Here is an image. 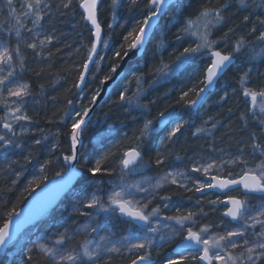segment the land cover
<instances>
[{
    "label": "trees",
    "instance_id": "1",
    "mask_svg": "<svg viewBox=\"0 0 264 264\" xmlns=\"http://www.w3.org/2000/svg\"><path fill=\"white\" fill-rule=\"evenodd\" d=\"M27 2L28 0H12L10 9L7 0H0V45L10 49L19 47L24 66L21 69L19 61L14 59L16 77L13 83H27L30 92V95L24 97L25 103L22 105V114L29 116L30 120L14 121L8 109L0 103V135L21 145L20 148H0V227L8 221V214L17 211L35 190L59 177L57 172L61 175L65 173L67 164L64 163L63 157L69 155L68 137L71 124L76 119L75 112L87 108L100 83L106 77H111L113 65L118 66L125 56L124 53L129 51L130 41H126L125 37L129 32L138 31L140 23L149 13V0H136L135 3L132 0H118L115 14L112 0H100L97 19L103 38L108 40L109 46L104 47L102 44L99 56L101 53L103 55L99 65H93L89 73L93 80L87 82L82 93H79L76 85L87 61L93 37L80 12L78 0H73L69 8L62 7V3L67 0H45L49 8L43 10L47 15L39 28H33L34 17L26 14L24 5ZM223 3L229 5L227 10L223 11L224 23L213 31L210 38L219 40L218 34L227 33L230 28L229 19L231 15H235L239 21L236 29L233 28L234 32H228V39L233 38L238 29V33H242L235 38L243 37L247 44L256 41V33L242 35L247 29L244 30L241 19L248 17L250 12L243 11L236 0H179L160 20L143 57L128 64L111 93L94 113L91 123L82 135L78 161L82 177L71 193L83 188L85 182L99 180L104 184L106 180L120 176L122 153L137 144H140L141 164H146L153 170H165L179 165L193 154L215 156L244 152L257 157L259 152H254L251 146L253 136L255 142L264 149L262 125L257 115L254 117L248 112L250 103L243 97L239 84L240 75L249 71L247 87L255 90L264 84V57L259 60L238 59L223 77L221 84L207 96L194 113L187 109L188 101L195 97V92L189 89L195 87L198 90L202 86L209 60L197 58L185 64L176 75L161 83H153L158 78L155 72L157 67L162 63L174 66L179 62L176 57L185 47L195 46V41L184 37L181 32L185 21L188 18L194 19L202 8H216ZM12 10L15 17L9 14ZM248 20L253 21L249 17ZM21 24L24 27L20 28L21 37L17 38L15 30ZM29 28H33V31L29 32ZM35 33L40 35L36 36ZM48 35L53 37L52 43L37 56L36 51H41L39 40ZM177 36H182V39L177 40ZM30 43L38 45L36 51L27 47ZM117 53L120 55L117 56ZM137 77L141 78L139 86ZM3 91L6 97L7 89ZM121 92L126 97L125 101L120 100ZM183 92H189V95L181 100ZM222 96L225 97L223 100L220 99ZM129 97L133 98L131 105L127 102ZM70 100L71 105L68 103ZM15 106L10 103V107ZM66 110L73 112L72 119L65 117ZM242 114L247 117L246 120L241 119ZM5 117L7 122L12 124L15 136L3 128ZM166 117L175 118L177 123H184L183 128L172 140L165 139L162 144L161 133L158 131H151L143 141L136 140L146 121H152L154 128L160 119ZM205 121L207 123H204ZM213 123L217 125L214 129ZM198 128H204L205 132H196ZM23 129L26 131H22ZM194 132L196 135H193ZM36 140L41 143L36 144ZM55 142L57 147L51 150ZM105 153H109V156L102 167L111 172V175L103 173L95 178L90 177L87 169L94 166ZM158 154L164 161L159 166L155 163ZM233 176L236 177V174ZM71 193L48 218L37 225L36 233L41 230L49 233H69L81 223L78 215L67 212ZM163 196L170 197V200L165 202L174 205L178 212L195 213L194 218L205 216V212L209 211L207 205L210 202L202 201L196 205L191 203V198L196 197L194 193L168 189ZM183 201L186 202L185 205H181ZM112 227L119 231L125 228V224L117 221ZM34 235L35 233L33 237ZM157 253L156 264H165L168 258L173 257L170 247H164ZM127 262L128 259H123L107 264ZM0 264H50V261L27 241L10 248L0 258ZM187 264L193 262L188 261Z\"/></svg>",
    "mask_w": 264,
    "mask_h": 264
},
{
    "label": "snow or ice",
    "instance_id": "2",
    "mask_svg": "<svg viewBox=\"0 0 264 264\" xmlns=\"http://www.w3.org/2000/svg\"><path fill=\"white\" fill-rule=\"evenodd\" d=\"M73 0H67V2L62 3L63 8H69ZM133 3L136 0H132ZM79 7L83 9L84 19L90 22L95 29L93 35L95 37L91 48L88 50L87 61L84 63V71H89V63L95 62L94 55H99L97 44L101 43L104 47H108V40L104 39L101 35V26L97 19L98 5L100 0H78ZM167 3V0H149V13L144 17L143 22L140 23L138 31L129 32L125 37L126 41H130L128 44L129 49H138L145 42L146 38V28L149 26L150 21L153 17H156L161 11L163 6ZM236 3L241 7H247L246 0H236ZM118 0H112L113 13L115 14V9L117 7ZM7 5L12 8V0H7ZM27 9L26 14H31L34 18L32 19L33 28L42 27L41 21L44 19L46 12L44 9L49 8V4L45 0H28L24 5ZM227 3L220 4L216 8H202L196 17L188 18L185 21V26L181 29L184 37H193L195 39V46H188L183 49V51L176 57L179 63L175 66H170L168 64H161V66L155 69L158 77L161 79H166L171 74L179 71L181 67L185 64L190 63L199 58H205L210 60L204 71V78L202 81V87L199 89H189V91H194L196 99L189 100L188 103L191 106H195L201 97V94L206 92L211 88L220 78L222 73L230 66L233 62L234 54L239 53L245 46V41L243 37L237 40L234 44L232 52L224 54L222 51L218 50V45L220 41L213 40L212 36L213 29L219 27L224 23L223 11L228 8ZM257 7H264V0ZM151 9H155L152 11ZM11 16L15 17L14 10L9 13ZM244 19L247 21L248 17L245 16ZM18 22V21H17ZM261 24L264 25V20H261ZM24 25H19L15 30V36L17 38L21 37L20 28ZM111 27V25L109 26ZM33 28L27 29L29 32L33 31ZM255 27L252 31H255ZM233 29H229L232 32ZM39 36V33H35ZM228 33H225L227 37ZM182 39V36H177V40ZM258 40L264 42V32H261L258 36ZM53 41L51 35L45 36L43 39L39 40V49L41 51H36L38 45L36 43H30L27 45L28 48L36 51V55L40 56L44 48H47L49 44ZM261 51L252 50L249 56L250 60H256ZM15 54V55H14ZM120 54L117 53V56ZM125 56L128 55L126 51ZM14 59L19 61V66L23 69L24 59L20 55V49L17 46L15 49H10L8 46L0 45V103H2L11 114L14 121H27L30 117L26 114H22V105L25 103L24 97L30 95L29 85L23 82L13 83L16 77V71L14 67ZM98 66V65H97ZM117 65H113L112 71L116 70ZM249 72H244L240 75L239 84L242 89V95L244 98L250 100V106L248 112L254 117L259 114L260 123L264 125V88L259 90H254L247 87L249 82ZM107 79V77H106ZM86 81L84 72H81L80 82L76 85L80 88L82 84ZM137 85L141 84V78L137 77ZM158 81H154L156 83ZM11 85V86H9ZM7 89L6 97L4 95V89ZM97 95L92 97L94 102ZM139 92L137 93V96ZM189 92H183L181 95V100L188 97ZM227 95V94H225ZM15 98V99H12ZM225 97H221L223 100ZM126 97L123 92L120 94V100L125 101ZM127 102L131 105L133 98H127ZM10 103L15 104V107H10ZM69 105L72 104L70 100ZM163 115V114H161ZM76 119L71 124V154L65 155L63 157L65 164H72L74 160L77 159L78 149L77 145L82 144L81 137L85 132L87 120L89 116V109L84 108L83 114L81 112H75ZM65 117L67 119H72V112L66 110ZM63 119V118H62ZM242 120H246L247 117L242 114ZM162 124H166L167 121H161ZM204 123H207L205 121ZM184 123H176L171 127L170 131L167 133L166 140H172L173 137L180 132L183 128ZM216 123L212 124V128H216ZM3 128L7 129L9 132L16 133L13 131L12 124L7 122V117H5ZM152 121H146L144 126L140 129V135L136 137L137 141H143L146 139L150 132L153 131ZM22 131H26L23 129ZM196 132H205L204 128H198ZM211 135V133H208ZM193 135H196L194 132ZM165 139L161 140L163 144ZM36 144H40V140L35 141ZM254 152H259L261 157H264V149L261 145L255 142V136H253V144L251 145ZM15 147L20 148L19 143H15L12 139H8L4 135H0V148ZM109 153H105L99 160L95 162V165L87 169L90 177L95 178L98 174H109L106 168L102 167L104 161L108 158ZM142 156L140 150V144L132 147L130 150L124 151L120 159L121 172L126 174L127 172H136L142 170ZM163 159H156L155 163L159 166L163 164ZM227 165H244L241 168L240 173L234 177L231 172H229L227 177L219 175L223 171V168ZM248 161L243 158V156H236L228 161H220L219 164L215 160L207 163L194 162L191 171L193 173H200L206 179H195V191L205 193L207 191H215V193L224 195L225 199L220 200L219 196L217 200H213L210 203L215 206L221 204L225 207L223 213L224 217H228L231 221L236 222V226L231 230L224 233H213L207 235L210 230V226L205 225L199 229V231H194L191 227L187 229V233L183 236L182 242L174 249L175 255L166 260L165 264H187L188 261H192L193 264H257V262H264V159L257 163L254 167H248ZM41 171H43V165L41 166ZM213 172L217 174H212ZM78 171L73 168L70 170L69 175L63 184L57 186L55 191L50 196L48 202L50 203L55 196L63 190V188L70 182L72 177L78 175ZM57 176L61 173L57 172ZM178 178H183L184 180L190 179L183 171H168L164 175L160 176L155 180V183L151 182L150 177H144L142 180L135 181L132 183L121 182L118 185V190L113 189L107 197V203L102 202V198L95 193L87 200L85 207L95 208L98 213H103L105 217H109L111 214L118 212L121 216L128 219L129 224H134L138 226L142 231V235H135L129 231L127 235L119 240H111L109 237L101 236L98 240L87 239L80 245V250L76 251L63 249L62 246L66 240L71 239L66 232L60 233L52 246L47 244H38L40 251L49 258L50 264H98V261L105 254L120 253L124 250L128 254L135 253L136 258L131 260V264H155L150 249L153 247L160 248L163 247L164 243L172 240L173 235H178L174 229H171L172 234L165 235L160 227H158L160 220L154 222L155 217L159 216V207L152 208L151 211H146L148 204L152 202V196L161 189L165 184H179L181 188H186L184 183H181ZM97 184L100 183L99 180L95 181ZM15 183V181H13ZM147 185V186H145ZM235 188H242L243 194L247 197L252 194H256L260 197V201L255 205L251 206L247 199H239L234 196H229L228 192L233 191ZM144 194V199L147 203H142L141 200L135 199L137 194ZM162 201L170 200L168 196H161ZM79 203V201H78ZM165 207H168L165 204ZM84 214V213H81ZM20 213L17 211H12L8 214V221L4 223L3 227H0V247L7 244L8 240L11 239L12 233L10 232V223L12 222L13 216H19ZM195 213L189 212L187 215H177L162 217V220L174 221L176 225L184 228L186 222L195 223L193 217ZM206 215V214H205ZM95 217H93V220ZM19 224V222H18ZM259 225L260 231L254 232V240L249 241L245 237L248 235L249 229H255ZM165 228H170L169 225L165 224ZM97 232L99 225L93 227L92 224H86L81 231ZM158 237V239H157ZM243 241L240 243V241ZM242 249L240 252H236V249ZM187 249H193L194 251L185 255ZM111 256L109 255V259Z\"/></svg>",
    "mask_w": 264,
    "mask_h": 264
},
{
    "label": "rangeland",
    "instance_id": "3",
    "mask_svg": "<svg viewBox=\"0 0 264 264\" xmlns=\"http://www.w3.org/2000/svg\"><path fill=\"white\" fill-rule=\"evenodd\" d=\"M262 3V0H246V5L247 7L241 8L244 10H249L250 14L248 15L249 18H252L253 21H257L258 23H261V20H264V7H257V5H260ZM244 17H242L241 20H243ZM223 25V24H222ZM220 25V26H222ZM219 26V27H220ZM217 27V28H219ZM217 28H214L216 30ZM261 32H264V25L261 24V29L258 31H255V33L259 36ZM188 39L195 41L193 37H187ZM239 40V38H232V39H224L222 38L218 45V50L222 51L224 54H227L229 52H232L233 47L235 42ZM103 49V48H102ZM255 49L256 51H261V49H264V42H261L258 40V37L256 38V41L254 40L252 43H245L244 48L239 52L234 54L235 59H249V56L252 53V50ZM103 53L100 54L96 62L94 63V67L99 65L100 59L102 57ZM264 57V52H261V55L256 59L259 60L260 58ZM199 58V57H198ZM179 63V62H178ZM175 66V65H174ZM173 66V67H174ZM182 67L180 68V70ZM179 70V71H180ZM179 71H176L175 73L171 74L168 76L166 79H161L160 77L157 78L158 83H161L168 78L172 77L173 75H176ZM93 79L89 77L88 82H91ZM261 88H264V84H261V86L255 90H259ZM73 110V109H72ZM74 111V110H73ZM75 112V111H74ZM73 113V112H72ZM81 114H83V111H81ZM75 116V115H74ZM257 117L259 120L261 119L259 114H257ZM175 124H172L164 133H162V138L166 139L168 131H170L171 127L174 126ZM262 125V124H261ZM264 125H262L263 127ZM158 131V130H156ZM57 147V142H55L51 148V150L55 149ZM236 156H243L245 160L248 161V167H254L257 163H259L264 157H261L260 153H258L257 157H252L251 155H248L244 152H238V153H222L220 155H215V156H204L201 154H193L189 156L188 158L185 159L182 163L176 166H172L168 169L165 170H153L150 169L146 164H141L142 165V170L136 171V172H127L126 174L122 173L120 176L115 178L114 180H110L102 184L101 182L97 184L95 181L91 182H85L83 185L84 187L80 188V190H77L73 193H71V197L69 199V203L67 205V212L70 213L71 215L76 214L78 217H80L81 223L78 224L75 229L72 232L67 233L71 239L66 240L64 245L62 246L63 249L67 250H73L75 249L76 251L80 250V245L85 242L87 239H92V240H98L99 237L104 236V237H109L111 240H119L125 235L129 233V230H119V231H114L113 229H110V226L116 222L117 218V212L111 214L109 217H105L103 213H98L97 209L95 208H87L85 207V204L87 203V200L91 197L93 193L96 195L100 196L102 198V202L105 204L107 203V197L110 194V192L115 189L118 190V185L123 183H132L135 181L142 180L144 177H150L151 182L155 183V180L159 178L160 176L164 175L168 171H183L186 173V175L190 178L188 180H184L183 178H178L181 183H184L186 188L189 190H186L185 188H181L179 184H165L161 189H159L153 196H152V202L148 204V207L146 211H151L152 208L159 207L160 213L158 217L153 218L154 222L156 220H160V223L158 227H160L161 231L165 235H170L172 234L171 229H174L176 233H179L178 235H173V238L171 241L164 243L163 247L160 248H155L153 247L150 249L151 255L155 256L158 251H160L162 248L172 245L175 246L181 239L183 235L187 233V229L191 227L194 231H199V229L205 225L210 226V230L207 233V235H211L213 233H224L228 230H231L233 227L236 226V222L232 223L229 222L227 224L222 223V222H210L206 221L204 219H201V217L194 218L195 223L191 222H186L184 228H181L179 225H176L174 221L170 220H162V217H169V216H177V215H187V214H182L178 212L175 208L174 205L171 203L162 201L160 199L161 196H163L164 192L167 191L168 189H174L178 190L181 192H191V193H196L195 191V179H201L204 180L205 177L200 174V173H193L191 171L193 163L198 162V163H207L211 162L213 160L216 161L217 164L220 163V161H228L233 159ZM244 167V165H227L225 164L223 171L219 173V175L223 177H227L229 172H231L233 175L236 174V176L240 173L241 168ZM212 174H217L213 172ZM147 186V185H145ZM238 197L240 199H247L249 201V204L251 206H255L260 199H253L250 197L243 198L241 196H234ZM135 199L141 200L142 203H147V201L144 199V194H137ZM79 201V203H78ZM165 204L168 205V207H165ZM211 204V203H210ZM208 209V207H207ZM209 210V209H208ZM213 210V209H212ZM213 212V211H212ZM84 213V214H81ZM93 217L95 219L93 220ZM92 224L93 227L99 225V229L97 232H91L89 229L88 231H81V229L84 228L86 224ZM167 224L170 226V228H165L164 225ZM109 228V229H108ZM36 228L33 230L27 231L22 238L20 239L19 244L25 243L27 241H30L37 252L44 256L46 259L49 260L48 257H46L39 249L37 246L38 244H47L48 246H52L53 242L57 238V236L60 233L64 232H46L44 230L39 231L36 233ZM131 233L135 235H142L143 231L138 227V228H133L130 230ZM260 231L259 225L255 229H249L248 230V235L245 237L248 239L250 242L254 240V232ZM35 233L34 237L33 234ZM158 239V237H157ZM243 241L241 240L240 243ZM236 252L242 251V249H236ZM109 255L111 258L109 259ZM189 255V254H187ZM133 257L136 256L135 253L133 254H128L124 250H122L120 253H113V254H105L99 261L98 264H107V263H112L116 260H123V257ZM50 261V260H49ZM257 264H264V262H257Z\"/></svg>",
    "mask_w": 264,
    "mask_h": 264
},
{
    "label": "water",
    "instance_id": "4",
    "mask_svg": "<svg viewBox=\"0 0 264 264\" xmlns=\"http://www.w3.org/2000/svg\"><path fill=\"white\" fill-rule=\"evenodd\" d=\"M177 1L178 0H167V3L163 6L162 11L156 17H153V19L150 21L149 26L146 28L147 35H146L144 44L142 46L138 47V49H129L128 55L124 56V58L120 61V63L117 66L116 70L113 71L112 76L110 78H108V79H106V80L101 82L100 88L98 90L99 95L97 96V98H96V100L94 102L91 100V103L88 106L89 116L86 118V120H87L86 127L91 122L95 111L99 108V106L103 103V101L111 93V91L113 90V88L117 84L118 80L123 75V73H124L126 67L128 66V64L143 57V55L145 53V50L147 48L148 42H149L150 38L152 37L155 29L158 27L161 18L164 16L165 12L172 5H174ZM153 11H155V9H153ZM80 12L83 14V17H84L83 9L80 8ZM84 21H85V23L87 24L89 30L92 33L93 42H94L95 37H94L93 33H94L95 29L93 28V26L91 25L90 22H87L85 19H84ZM101 35L103 37L102 30H101ZM101 45H102L101 43L97 44L98 53L100 51ZM97 56L98 55H94V61L96 60ZM88 63H89V69L91 70V67L94 64V62H88ZM234 63H235V59H233V62L222 73L220 78L226 72L229 71V69L234 65ZM90 70L89 71H84V67L82 68L81 72H84V75L86 77V81H87V78H88ZM86 81L82 84V86L80 88H77V91L79 93L82 92ZM78 83H81L80 82V76H79ZM216 83L211 88H209L206 92L201 94V97L199 98V100H198V102H197V104L195 106L189 105V108L191 110H196L199 107V105L202 102V100L205 98V96L209 92L214 90ZM96 95H97V93H96ZM162 121H167V123L166 124H162L160 122L159 123L160 127H164V126H166L168 124V120L167 119H164ZM263 132H264V129H263ZM81 140H82V137H81ZM68 145H69V150H70L69 154H71V151H72V148H71V133H70V135L68 137ZM81 146H82V144H78L77 145V149H78L77 159L74 160L72 162V164H67V169H66L65 173L63 175L59 176V177L51 179L50 181H48L44 185H42L40 188L35 190L32 193V195L26 200V202L17 210V212H19L20 215L12 217V222L9 225L10 232L12 233V236H11V239L8 240V242H7V244L5 246L0 247V256L4 255L5 252L11 246L16 244L18 242V240L21 238V236L27 230L33 228L34 226H36L40 222L44 221L57 208V206L61 203V201L65 198V196L67 194H69V192L77 184V182L79 181V179L82 176V172L78 168L79 153H80ZM73 168H75L78 171L79 174L74 176V177H72L70 182L63 188V190L60 191L55 196V199H52L51 202L49 203L48 200H49L50 196L52 195V193L55 191L57 186L63 184L64 180L67 179L70 170L73 169ZM235 190H241V192L243 193L242 188H235L233 191H235ZM207 192L215 193L214 190L213 191H207L206 190L205 193H207ZM230 192H232V191H230ZM252 195L257 196L256 194H252ZM117 214H118V216L121 219H124L125 221L128 222V219L126 217L121 216L118 212H117ZM225 218L231 221L230 218H228V217H225ZM18 222H19V224H18ZM231 222L234 223L233 221H231ZM132 225H134V224H132ZM134 226H136V225H134ZM136 227H138V226H136ZM189 250H193V249H187L186 251H189ZM173 253H174V251H173ZM174 255H175V253H174ZM154 262H155V260H154ZM129 264H131V263H129Z\"/></svg>",
    "mask_w": 264,
    "mask_h": 264
},
{
    "label": "flooded vegetation",
    "instance_id": "5",
    "mask_svg": "<svg viewBox=\"0 0 264 264\" xmlns=\"http://www.w3.org/2000/svg\"><path fill=\"white\" fill-rule=\"evenodd\" d=\"M195 194H196L197 199H199V200L202 199L204 201H207V200H217L218 196H219V199L220 200H224L225 199L224 195H222V194H216V193H201V192H197V191H196ZM228 195L229 196H241L243 198L250 197V198H253V199H260V197L254 196V195H250V196H247L246 197L239 190L233 191V192L229 193ZM192 204L196 205L195 203H192ZM207 206H209V211L211 209H213V212H212L213 213V216L210 218V222H222V223H225V224L229 223V221L223 216V213L226 210L225 207H223V205L217 204L215 206H212L211 204H208ZM201 219H205V217L202 216ZM123 223L125 224V228L123 230H126V231L129 230L130 231L131 228L132 229L135 228V227H132V225L129 224L128 222L123 221ZM183 236L181 237L180 241L175 246H172V245L167 246V247H170L171 248V256H172V253H173L174 248L182 241ZM193 251L194 250H191V251L186 252L184 254H187V253L188 254H191ZM135 258H136V256H133V257H130L129 256L127 259H128L129 262H131V260H133Z\"/></svg>",
    "mask_w": 264,
    "mask_h": 264
},
{
    "label": "bare ground",
    "instance_id": "6",
    "mask_svg": "<svg viewBox=\"0 0 264 264\" xmlns=\"http://www.w3.org/2000/svg\"><path fill=\"white\" fill-rule=\"evenodd\" d=\"M238 19L236 18V16L235 15H231V17H230V19H229V22H230V28L231 29H233V28H235L236 29V26H237V24H238ZM242 22L241 23H243L244 24V26H245V29L244 30H246L242 35L243 36H248V35H250V34H254L255 33V31H258V30H260L261 29V23H258L257 21H250V20H241ZM255 27V31H252L253 30V28ZM230 28H228V32H229V29ZM227 32V33H228ZM234 32V31H233ZM239 32V30L237 29L236 31H235V33H234V37L233 38H235V37H238L241 33H238ZM230 33V32H229ZM238 33V34H237ZM241 35V36H242ZM218 37H220V39L219 40H221L222 38H224V39H228V36H229V34L227 35V37H225V33H223V34H218L217 35ZM230 39H232V38H230ZM154 81V80H153ZM159 122H160V120L157 122V126L156 127H154L153 129V131H156V130H158L160 127H159ZM114 180V179H113ZM107 181H110V179H108V180H106V182ZM191 193V192H190ZM191 203H195V204H197L198 202H202V201H204V200H199V199H197V197H192L191 198ZM186 204V202L185 201H183V202H181V205H185ZM205 219L204 220H206V221H210V218L213 216V213L212 212H209V211H206L205 212ZM24 235V234H23ZM22 235V236H23ZM2 256H4V255H2Z\"/></svg>",
    "mask_w": 264,
    "mask_h": 264
}]
</instances>
